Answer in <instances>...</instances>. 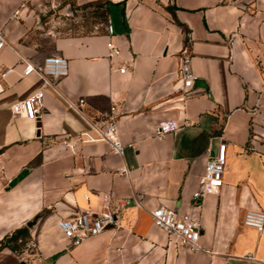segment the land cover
I'll return each instance as SVG.
<instances>
[{"label": "crops", "instance_id": "0c3cea01", "mask_svg": "<svg viewBox=\"0 0 264 264\" xmlns=\"http://www.w3.org/2000/svg\"><path fill=\"white\" fill-rule=\"evenodd\" d=\"M103 1L113 34L58 35L29 8L13 18L25 0H0V69L13 67L0 82V240L26 227L37 246L28 263L3 248L0 264H264V230L243 222L248 210L264 211V0ZM186 44L197 80L181 90ZM50 55L69 60V75L44 87L21 60ZM43 88L37 120L13 113ZM112 105L123 156L84 141ZM165 122L178 128L159 139ZM220 142L222 186L195 203ZM158 206L200 221L198 252L154 223ZM107 209L119 227L78 246L57 225Z\"/></svg>", "mask_w": 264, "mask_h": 264}, {"label": "built area", "instance_id": "2783aa9c", "mask_svg": "<svg viewBox=\"0 0 264 264\" xmlns=\"http://www.w3.org/2000/svg\"><path fill=\"white\" fill-rule=\"evenodd\" d=\"M172 1V0H166ZM25 7L22 3L18 10L13 14V18H20L21 9ZM106 31L109 34L114 33V26L108 19ZM6 45V38L0 31V50ZM181 61L178 68V77L181 83L180 89L187 90L191 88L197 77L192 70V56L189 44H186L181 50ZM21 62L26 63L24 69L25 75L37 74L42 80L44 87H55L59 82L69 75V60L62 55L46 56L42 62L33 63L25 58ZM122 72L125 69H121ZM11 72L13 67L6 66L0 69V82L3 81ZM84 99L79 100L84 104ZM45 104L44 88L25 100L14 103L11 108L14 114L24 116L28 119L37 120L39 113ZM116 107L112 105L105 111L101 118L93 122V130L98 134L94 136L90 132H85V142H107L112 151L119 155H124V145L120 140L117 128ZM178 128L174 122L161 123L156 129V137L162 139L167 133ZM206 163L205 173L200 179L197 190L193 194L195 203H201L203 199L210 194H217L223 183V176L227 165V144L220 142ZM119 175L129 173L127 166H122L118 172ZM154 223L163 229L171 240L177 245L190 248L194 252L200 250L201 223L198 220L191 219L187 215H180L176 210L158 206L150 211ZM244 225L255 229L261 233L264 230V211L248 210L244 217ZM58 227L64 235L72 241L73 246H78L85 240L101 235L108 227L118 228V215L107 209L98 214L88 212H75L70 216L62 217L57 222ZM18 243L25 244V249L19 253L24 262H30V258H24L26 251H35L36 244L28 239H19Z\"/></svg>", "mask_w": 264, "mask_h": 264}, {"label": "rangeland", "instance_id": "374dc122", "mask_svg": "<svg viewBox=\"0 0 264 264\" xmlns=\"http://www.w3.org/2000/svg\"><path fill=\"white\" fill-rule=\"evenodd\" d=\"M107 1L79 0H25L29 8L41 19L47 29L58 35L90 34L105 28L108 16ZM28 240V239H27ZM20 244V243H19ZM25 244L21 245V250Z\"/></svg>", "mask_w": 264, "mask_h": 264}, {"label": "trees", "instance_id": "16d2710c", "mask_svg": "<svg viewBox=\"0 0 264 264\" xmlns=\"http://www.w3.org/2000/svg\"><path fill=\"white\" fill-rule=\"evenodd\" d=\"M108 6L109 3L106 2V13L108 14ZM29 231L28 228H21L16 231H14L11 235L4 237L2 240H0V250L6 247H9L13 249L16 252L21 251V245L18 243L19 239H23L24 241L28 239Z\"/></svg>", "mask_w": 264, "mask_h": 264}, {"label": "water", "instance_id": "95a60500", "mask_svg": "<svg viewBox=\"0 0 264 264\" xmlns=\"http://www.w3.org/2000/svg\"><path fill=\"white\" fill-rule=\"evenodd\" d=\"M214 153H215V152L213 151V152H212V155H214ZM29 226H31V224H29Z\"/></svg>", "mask_w": 264, "mask_h": 264}]
</instances>
